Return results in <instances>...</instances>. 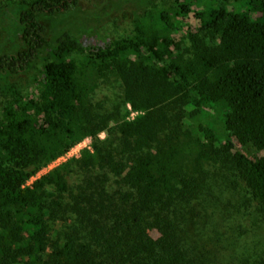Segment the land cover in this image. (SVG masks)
<instances>
[{"label": "trees", "instance_id": "obj_1", "mask_svg": "<svg viewBox=\"0 0 264 264\" xmlns=\"http://www.w3.org/2000/svg\"><path fill=\"white\" fill-rule=\"evenodd\" d=\"M79 1L0 0L21 44L0 53V264H217V176L264 219V0H215L195 27L193 0H153L119 38L47 30Z\"/></svg>", "mask_w": 264, "mask_h": 264}, {"label": "rangeland", "instance_id": "obj_2", "mask_svg": "<svg viewBox=\"0 0 264 264\" xmlns=\"http://www.w3.org/2000/svg\"><path fill=\"white\" fill-rule=\"evenodd\" d=\"M214 2L215 0H193L185 19L186 23L192 27L197 26L193 12L213 6ZM153 5L164 6L161 2L153 0H80L72 9L45 14L40 19L48 31L68 26L76 32L81 31L85 24L92 25L96 35L100 33L109 38H119L129 30L133 10L145 6L151 8ZM185 28L186 25L183 29ZM185 42L188 44L187 39ZM20 45L15 10L10 8L5 16H0V53L12 51ZM11 80L26 89V77L12 76ZM135 115L136 112L130 110L129 117ZM98 137L105 138L106 132H100ZM219 178L217 176V186H213L212 195L210 194L214 207L209 209V213L214 211L217 218L214 220L204 218L200 229L204 231L205 237L210 236L214 239L219 235L220 244L227 246L224 248L221 245L220 253H217V264H240L245 256L254 254L262 248L264 219L256 213L251 201L246 200V192L238 183L226 184L223 179L222 183ZM218 211H222V214H218ZM212 261L210 264H214Z\"/></svg>", "mask_w": 264, "mask_h": 264}, {"label": "built area", "instance_id": "obj_3", "mask_svg": "<svg viewBox=\"0 0 264 264\" xmlns=\"http://www.w3.org/2000/svg\"><path fill=\"white\" fill-rule=\"evenodd\" d=\"M90 146V137H85L77 144L72 146L68 151L64 152L63 154L57 156L55 159L47 163L45 166L40 168L37 172L31 175L28 180L26 181L27 185H30L34 179L39 177L41 174L47 172L49 169L58 166L62 162L72 157H76L79 155V152L83 148H89Z\"/></svg>", "mask_w": 264, "mask_h": 264}]
</instances>
